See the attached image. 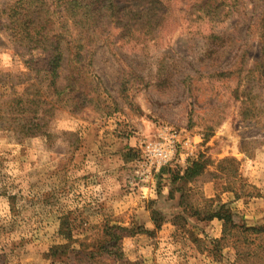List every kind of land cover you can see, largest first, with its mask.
I'll return each instance as SVG.
<instances>
[{
  "label": "rangeland",
  "instance_id": "1",
  "mask_svg": "<svg viewBox=\"0 0 264 264\" xmlns=\"http://www.w3.org/2000/svg\"><path fill=\"white\" fill-rule=\"evenodd\" d=\"M9 1L0 0V9ZM176 8L177 16L174 13V20L164 23L157 36L148 26L129 31L119 27L114 29L113 44L99 41L93 46L91 69L100 81L98 92L106 108L58 107L49 119L48 134L21 136L0 129V264H264V232L242 227L264 225V215L245 212V202L259 196L260 188L243 165L264 145V111L257 120L241 114L255 104L264 107V84L256 85L255 74L248 71L264 42V24H257L264 0H239L221 22L201 19L190 30L184 23L187 2L176 0ZM5 24L0 10V74H13L0 76L3 81L23 71L29 56L40 55L39 49L17 54L18 46L3 30ZM214 30L227 38L215 40L208 54L206 35ZM241 56L246 67L241 86L233 76L213 75L230 65L237 67ZM65 81L62 72L58 82ZM236 87L244 91V101L234 96ZM8 92L6 83L0 86V94ZM161 124L189 137L200 135L195 155L202 153L205 168L190 182L196 192L185 198L191 204L188 211L198 209L199 215L180 212L178 197H167L170 189L162 186L170 181L172 170L166 167L155 173L152 191L144 197L128 182L139 156V140L150 137ZM100 133L138 139L135 147L122 152L126 162L118 166L123 165L125 172L121 185L125 191H137L145 218H136V208L129 214L117 213L104 200L99 185L111 182L99 169L102 159L98 154L90 159L85 152L103 146L97 138ZM225 157L235 161L227 163ZM206 180L215 182L218 190L213 195L209 193L215 188H206ZM227 187L240 194L233 193L237 200L233 205L223 201L222 192L231 191ZM246 192L253 195H242ZM210 202L225 203L232 222L199 219ZM151 209L161 218L156 229L153 222L150 228ZM167 220L173 227L169 232ZM112 225L131 230L120 241V259L97 254L110 239L104 232ZM66 233L73 239L69 243ZM218 237L222 240L214 245L211 240ZM66 243L64 249L53 248ZM89 251L92 257H87Z\"/></svg>",
  "mask_w": 264,
  "mask_h": 264
},
{
  "label": "trees",
  "instance_id": "2",
  "mask_svg": "<svg viewBox=\"0 0 264 264\" xmlns=\"http://www.w3.org/2000/svg\"><path fill=\"white\" fill-rule=\"evenodd\" d=\"M185 1L188 8L184 23L188 24L186 26L188 30L201 19L205 22H221V16H228L230 10L239 2V0ZM0 10L6 20L3 30H6L8 39L18 46L16 53L25 55L33 49L40 50V55L29 56L24 60L23 71L6 81L0 80V86L6 83L9 88L8 94H0V129L10 130L21 136H31L39 133L48 134L46 130L49 119L58 107H64L69 111L82 109L89 104H95L100 110L106 108L103 105L106 101L98 92L97 85L100 81L91 69L93 46L99 41L113 44L114 29L119 27L129 31L132 28L148 26L151 32L155 30L153 37L157 36L164 23L168 24L170 20H174L177 8L176 0H11ZM257 24H264V10L260 12ZM206 38L208 40L206 52L209 54L212 53L211 46L215 40L223 41L227 37L222 32L214 30L206 35ZM244 53L243 51L241 54ZM242 61L243 59L234 69L230 65L215 71L213 75L233 76L237 79V86H241L243 72L246 71ZM248 71L255 74L253 79L256 85L264 84V42L260 45V53L253 67ZM62 72H65L66 81L60 84L58 78ZM12 75L0 74L6 78ZM234 92V96L244 101L243 90L236 87ZM262 109L264 107L255 104L242 110L241 114L249 120H257L258 113L264 111ZM222 160L229 163L235 161V158L225 157ZM164 167L168 171L172 170L170 181L173 188L168 191L167 197L169 199L178 197L176 204L180 207V212L199 215L201 212L198 209L192 213L188 211L191 204L187 203L185 198L189 193L196 192L190 182L205 168L202 153L188 157L183 165L173 162ZM253 188L256 189L254 185ZM228 190L236 197L240 196L234 188ZM255 194H258V191ZM242 195L251 196L253 193L246 192ZM209 200L212 201L214 198L209 197ZM210 203L208 205L211 207H207L203 217L199 219L210 220L215 217L225 223L232 222L231 210L225 203H216L214 206L212 202ZM156 212L155 209H151L154 229L159 227L161 219L160 216L157 217ZM176 216H173L172 222H175ZM64 222L66 221H61ZM242 227L243 230L264 232V225ZM153 230L151 229L150 233ZM130 232L131 230L124 226H110L109 232H104L110 239L100 245L97 254L106 255L108 258H123L120 241ZM65 235L68 243L73 240L69 233ZM220 240L222 237L213 238L211 242L215 245ZM68 243L53 248L64 249ZM78 244L81 246L82 241L78 240ZM93 254V251H89L87 257H92ZM238 255L239 250L236 248L235 258Z\"/></svg>",
  "mask_w": 264,
  "mask_h": 264
},
{
  "label": "crops",
  "instance_id": "3",
  "mask_svg": "<svg viewBox=\"0 0 264 264\" xmlns=\"http://www.w3.org/2000/svg\"><path fill=\"white\" fill-rule=\"evenodd\" d=\"M98 136L99 137L97 138H100L103 146H99V149L96 150H85V152L87 157L90 159L94 158V155L96 154H98V156H100V158L102 159H100V162H102L103 165H101L100 163L99 169L102 171V176H105L111 182L108 185L101 182V184L99 185L100 190L103 193L104 200L107 204H110L117 213H123L124 211H126L125 213L129 214L136 208V211L139 212L138 216L136 215V218L139 219L140 216L142 218H145V213L140 215L139 210L141 209L140 205L142 204V201L139 199L137 191H125L123 185H121L124 181L125 172L124 167H122L123 165L118 166L120 162L122 164L126 162L122 152L128 147H135V142L138 143V139L135 137L132 138L131 136L111 137L110 135H102L101 133ZM196 136L197 135H194L191 138H197ZM136 148L138 149V147ZM187 158H184V156L180 157L178 161L179 164H185ZM243 165L246 171L245 173L250 177V180H252L253 183L257 184L260 188L259 196L251 197L249 201L245 202V204L247 205V208L245 207V212L247 213V215H249L250 212L254 213L255 217L264 215V212H261L262 207H264V145L260 146L255 157H246ZM170 184V181H168V184H163L162 187L166 190H171ZM204 186L206 188L208 187V189L209 186L215 188L212 189V193H209L210 195H213L215 193V190H218L215 187L214 180H206V182H204ZM222 196L226 197L225 199H223V201H226L229 205H233L237 201L233 200L234 195L232 191H224L222 192ZM215 220L219 222V219L217 218H214L212 222ZM166 224H168L170 228L165 232L171 231V228L173 227L170 224V221L167 220ZM152 227L153 224L150 215V228ZM127 250L130 251V249Z\"/></svg>",
  "mask_w": 264,
  "mask_h": 264
},
{
  "label": "built area",
  "instance_id": "4",
  "mask_svg": "<svg viewBox=\"0 0 264 264\" xmlns=\"http://www.w3.org/2000/svg\"><path fill=\"white\" fill-rule=\"evenodd\" d=\"M191 138L183 135L175 127L168 124L158 125L148 138L139 140V156L133 169V177L128 182L141 189V197L152 191L155 173L167 164L187 158L197 151L200 135Z\"/></svg>",
  "mask_w": 264,
  "mask_h": 264
}]
</instances>
